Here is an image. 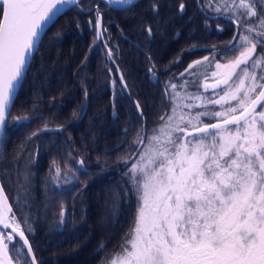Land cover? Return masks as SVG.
Segmentation results:
<instances>
[{
    "label": "snow or ice",
    "instance_id": "1",
    "mask_svg": "<svg viewBox=\"0 0 264 264\" xmlns=\"http://www.w3.org/2000/svg\"><path fill=\"white\" fill-rule=\"evenodd\" d=\"M136 2L107 0V5L134 6ZM78 3L79 0H0V137L8 126L18 88L39 51L41 34L64 5ZM195 4L205 17L206 27L209 15L226 16L233 26L232 38L224 49L213 46L211 57L193 60L178 77L165 81L161 96L164 110L158 113L151 129L144 112L149 105L132 96L117 63L116 50L110 45L103 11L98 3L87 10L78 9L90 16L95 12L94 21L89 20L95 32L90 48L102 42L107 61L116 64L114 70L108 69L109 76L118 77L110 82L113 115L116 95L126 93L138 116L133 139L117 158L127 169L123 175L128 187L121 189L124 199L121 192L113 191L111 200L105 201L110 214L118 218L120 204L135 196V212L118 248L104 257L102 264H264V0H195ZM186 7L184 0H179L178 13L183 15ZM150 10L158 15L159 5L153 2ZM140 27L150 42L152 25L141 21ZM217 29L223 31L219 22ZM120 31L123 34V29ZM230 53L232 58L222 62ZM217 55L221 59H216ZM180 59L178 56L175 62ZM147 60L150 78L157 79L155 62L151 56ZM212 60V82H208L207 72L199 80L198 69L207 68ZM44 70L41 63L34 77ZM190 87L202 88L203 92L211 89L212 95L205 96L199 90L190 92ZM87 95L85 89V100ZM34 97L41 98L39 93ZM216 106L219 110H213ZM35 109L33 104L32 111ZM34 118L43 119L18 115L13 117V124ZM51 130L45 123L43 129L27 137L26 143L41 131ZM55 131H63V126ZM22 150L16 149L13 158L17 180L8 178L17 186L15 204L9 202L4 184L0 183V264H40L29 239L34 231L30 219L27 215L18 219L14 211V207L26 211L31 203L20 195L28 193L33 184L31 168H19ZM35 162L33 156L30 163ZM78 165L84 167L83 157L78 159ZM12 170L5 166V172ZM78 170L53 160L44 178L46 189L48 184L62 187L61 181L69 184L77 179ZM67 222L61 204L57 226ZM105 247L102 242L98 251Z\"/></svg>",
    "mask_w": 264,
    "mask_h": 264
},
{
    "label": "trees",
    "instance_id": "2",
    "mask_svg": "<svg viewBox=\"0 0 264 264\" xmlns=\"http://www.w3.org/2000/svg\"><path fill=\"white\" fill-rule=\"evenodd\" d=\"M97 3L104 13L103 23L109 29L110 45L114 40L115 24L123 29L124 34L128 32L127 7H108L99 0H80L76 6L58 15L42 34L39 51L18 88L8 126L0 140V177H3L0 183L4 184L10 203L15 204L17 197V186L8 179L17 180L13 165L16 149L23 148L19 161L21 171L28 165L33 173L30 191L20 193L31 203L26 211H18L15 207L14 211L18 219L25 215L30 219L34 231L29 239L40 264H102V259L118 248L135 212V196L120 204L118 218H114L110 209L105 207V201L111 200L113 191L121 192V199H124L121 189L128 187L123 175L127 169L117 158L124 154L133 139L138 116L126 93L116 95L113 115L110 82L118 77L109 76L108 69L114 70L116 64L107 61L102 42L90 48L95 32L89 20L94 21L95 12L90 16L87 11L78 10L93 8ZM145 3L135 10L134 18L143 21L150 15L149 10V14L146 13ZM112 18L116 22L109 24ZM157 22L156 15L148 21L153 29H167V19L164 24L159 22V26ZM57 32L59 36H56ZM117 40V63L124 71L132 96L149 105L144 107V112L146 125L151 129L157 122L158 113L164 110L161 108L160 80L165 82L176 76L189 59L175 63L173 59L178 54L165 51L163 62H172L170 67L159 71L162 79L149 80L144 71L134 65L126 41L118 35ZM148 54L156 63L157 54ZM41 63L46 70L34 77ZM85 89L88 92L86 100ZM34 93H39L41 98L36 99ZM33 104L36 105L35 111H32ZM18 115L43 119L34 118L14 125L13 117ZM45 123L48 128L56 129L62 125L63 131H42L26 143L27 137L43 129ZM126 129L129 130L127 135ZM33 156L36 162L30 163ZM80 157L85 159L83 168L78 165ZM53 160L66 162L73 170L79 169L75 172L77 179L67 185L61 181L60 188L48 184L46 189L44 178ZM5 166L13 170L5 172ZM61 204L68 222L57 226ZM102 242L106 247L98 251Z\"/></svg>",
    "mask_w": 264,
    "mask_h": 264
},
{
    "label": "flooded vegetation",
    "instance_id": "3",
    "mask_svg": "<svg viewBox=\"0 0 264 264\" xmlns=\"http://www.w3.org/2000/svg\"><path fill=\"white\" fill-rule=\"evenodd\" d=\"M144 1H146V13L149 14L148 10L151 13L149 16H145V19L143 21L148 22L155 16L150 10L151 6L149 5V3L152 4L154 1H156L155 3L159 5V14L156 15L157 21L164 24L163 21L167 19L169 22V24L167 25V29H153V36L150 42L146 38V33L141 30L140 25L142 20L136 19L133 16L135 10H138L139 7L142 8V4ZM184 2L186 3L187 7L183 15L179 14L177 10L179 0H142L141 2L140 0H137V2L135 3L136 6L134 5L135 7L128 5L124 7H113H127L128 10L126 11V26L128 27V32L126 34H121L120 29L115 24V30L113 31L114 40L111 42V46L115 50L118 49L117 46L119 40H117V35L120 36L124 41H126L125 45L130 52V58L133 59L134 65L137 66L140 70L144 71V74L148 76L149 80L155 79L150 78V74L147 72V69L150 66L149 61L147 60V57L149 56L148 52L157 54V60L155 64L158 79L159 77H162L159 71H164L170 67V63L165 64V61L163 62L164 57L162 56L165 51L177 53L178 56L181 57L178 63H182L185 59H189L188 62L184 65L183 69L179 72H176V76L178 77L179 73L183 72L188 64L193 60L201 59L204 56L211 57L213 55V46H215L217 50H222L232 38L233 26L226 16L217 18L209 15L208 26L206 27L205 17L196 9L195 0H184ZM111 21L113 23L116 22L115 18H112ZM218 22L220 28H222L223 31H218ZM193 45H195V48H192ZM190 48H192L191 51H189ZM259 51L260 49H258V52ZM131 52L133 57L131 56ZM176 58L173 59L174 62L176 61ZM228 58H232L231 53L227 58L222 60V62H227ZM216 59H221V57L217 55ZM214 64L215 60H212L207 68L201 66L198 69V72L201 74L198 76V79L203 80V74L207 72V74L209 75L208 82L211 83L213 78L211 77L210 73L211 71L215 70ZM186 78L191 79L190 77ZM160 84L162 85L161 87L163 93L165 82L160 80ZM188 90L194 92H197L199 90L205 95H212L211 89L208 92H203L202 88L197 89L195 87H190ZM216 91L219 92L220 90L217 89ZM209 108H213V106H209ZM214 109L219 110L218 106H216ZM205 119L207 120V118ZM206 122L214 121L207 120Z\"/></svg>",
    "mask_w": 264,
    "mask_h": 264
},
{
    "label": "water",
    "instance_id": "4",
    "mask_svg": "<svg viewBox=\"0 0 264 264\" xmlns=\"http://www.w3.org/2000/svg\"><path fill=\"white\" fill-rule=\"evenodd\" d=\"M79 1H80V0H79ZM103 3H105V4L107 5V0H104ZM71 6H73V5H64V6H63V10H62L60 13H58V15H60L63 11H65L66 9H68V8L71 7ZM107 6H108V7H124V6H127V5L112 4V5H107ZM58 15H57V17H58ZM57 17H56V18H57ZM56 18H55V19H56ZM51 23H52V22H50V24H51ZM50 24H49V25H50ZM47 27H48V26H47ZM47 27H46V28H47ZM46 28H45V29H46ZM44 31H45V30H44ZM43 33H44V32H43ZM43 33H42V34H43ZM42 34H41V35H42ZM49 129H52V130H53V129H56V128H49ZM41 132H42V131H41ZM0 140H1V137H0ZM21 243H22V242H21ZM25 251H26V249H25ZM29 260H30V257H29Z\"/></svg>",
    "mask_w": 264,
    "mask_h": 264
},
{
    "label": "rangeland",
    "instance_id": "5",
    "mask_svg": "<svg viewBox=\"0 0 264 264\" xmlns=\"http://www.w3.org/2000/svg\"><path fill=\"white\" fill-rule=\"evenodd\" d=\"M188 91H190V92H193V93H195L194 91H191V90H188ZM204 94V93H203ZM205 95V94H204ZM205 96H208V95H205ZM186 103H191L192 101H185ZM200 110H203V109H195L194 111H200ZM213 110H216V109H213ZM185 111H187V110H185ZM203 119H205V118H203ZM207 120L205 119V122H206ZM127 171V170H126Z\"/></svg>",
    "mask_w": 264,
    "mask_h": 264
}]
</instances>
